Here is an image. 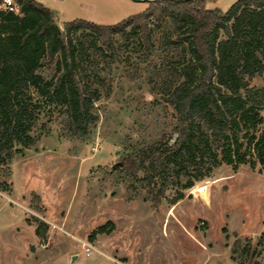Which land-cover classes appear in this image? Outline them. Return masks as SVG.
<instances>
[{"label":"rangeland","instance_id":"1","mask_svg":"<svg viewBox=\"0 0 264 264\" xmlns=\"http://www.w3.org/2000/svg\"><path fill=\"white\" fill-rule=\"evenodd\" d=\"M46 1L61 8L59 26L76 19L116 25L147 8L131 0ZM237 1L206 8L224 14ZM167 30L153 31L148 56L116 38L114 59L92 68L106 86L96 85L98 120L85 137L67 134L62 108L44 106L30 133L34 145L0 167V264H71L75 255L73 264H264V165L256 158L264 124L255 140L243 139L246 164L220 165L202 181L191 174L174 204L184 179L171 180L154 207L141 173L135 179L113 168L162 136L174 142V110L155 92L175 56L163 42ZM250 85L264 89V73ZM107 223L108 234L91 237ZM40 224L48 226L43 237Z\"/></svg>","mask_w":264,"mask_h":264},{"label":"trees","instance_id":"2","mask_svg":"<svg viewBox=\"0 0 264 264\" xmlns=\"http://www.w3.org/2000/svg\"><path fill=\"white\" fill-rule=\"evenodd\" d=\"M12 1L17 13L0 9V167L34 145L30 133L44 106L62 108L67 134L85 137L98 120L96 85L106 86L92 68L114 59L116 38L134 41L148 56L153 31L162 27H168L163 42L175 56L163 66L165 79L155 92L174 110L175 139L168 145L162 136L137 157L122 159V169L135 179L143 175L155 207L173 179L186 183L172 204L183 199L191 174L202 181L220 165L247 163L243 139L255 140L264 124V89L250 85L264 73V0H238L224 14L206 8L214 0H153L144 12L111 26L78 19L59 26L35 0ZM259 144L256 158L264 165ZM47 228L40 224L37 237Z\"/></svg>","mask_w":264,"mask_h":264},{"label":"built area","instance_id":"3","mask_svg":"<svg viewBox=\"0 0 264 264\" xmlns=\"http://www.w3.org/2000/svg\"><path fill=\"white\" fill-rule=\"evenodd\" d=\"M0 9L6 10L8 12L17 13V7L15 6L14 2L12 0H1L0 2ZM82 248L84 249V252L86 255H90L91 253V247L88 244L82 243ZM112 264H121L118 261H113Z\"/></svg>","mask_w":264,"mask_h":264},{"label":"crops","instance_id":"4","mask_svg":"<svg viewBox=\"0 0 264 264\" xmlns=\"http://www.w3.org/2000/svg\"><path fill=\"white\" fill-rule=\"evenodd\" d=\"M37 3L41 4L42 6H47V1L46 0H35ZM56 1H60L61 3L64 2V0H56ZM49 8V7H48ZM53 14L55 15V18H56V21H57V24L59 25L61 23L60 19H61V16H62V10L61 8H49Z\"/></svg>","mask_w":264,"mask_h":264},{"label":"water","instance_id":"5","mask_svg":"<svg viewBox=\"0 0 264 264\" xmlns=\"http://www.w3.org/2000/svg\"><path fill=\"white\" fill-rule=\"evenodd\" d=\"M131 1H133V2H149V1H153V0H131ZM169 1H172V2H175V3H182V2H184L186 0H169ZM120 166H122L121 163L114 165L113 168L120 167ZM76 259H77L76 255L72 256L71 260H70V263L73 264L76 261Z\"/></svg>","mask_w":264,"mask_h":264}]
</instances>
